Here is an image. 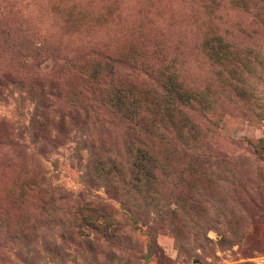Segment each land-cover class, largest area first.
<instances>
[{
  "label": "rangeland",
  "instance_id": "obj_1",
  "mask_svg": "<svg viewBox=\"0 0 264 264\" xmlns=\"http://www.w3.org/2000/svg\"><path fill=\"white\" fill-rule=\"evenodd\" d=\"M0 264H264V0H0Z\"/></svg>",
  "mask_w": 264,
  "mask_h": 264
},
{
  "label": "trees",
  "instance_id": "obj_2",
  "mask_svg": "<svg viewBox=\"0 0 264 264\" xmlns=\"http://www.w3.org/2000/svg\"><path fill=\"white\" fill-rule=\"evenodd\" d=\"M218 53L221 52V50L219 49L217 51ZM107 60H110L112 58H109V57H106ZM120 58H116L117 61H119ZM182 99V98H181ZM168 111L167 112H164L163 111V115L165 116V118L167 120H169L172 116L170 114V111L171 109L170 108H166ZM164 110V109H163ZM156 113H159L158 110L156 108H152V109H148L147 110V116H141L137 121L136 123L139 121V125L138 128H139V131L142 132L143 135L145 136H150V135H153V136H156L157 138H159L161 141L164 140V136L162 134H156L154 129L156 127L157 124H160L159 126H161V124L163 123L160 120H155L154 119V115ZM137 114L135 115V118H136ZM166 129V127H164ZM139 136H137L136 138H138ZM139 142H140V147L139 148H136V159H137V162L139 163L138 165V168H140L141 170H146V165H149L148 168L151 167L152 165V156L150 155V151H149V148L150 146H154L153 144L151 145H147L145 143L144 140H141L140 137L138 138ZM145 161V166H143L142 163L140 162H143ZM147 168V169H148Z\"/></svg>",
  "mask_w": 264,
  "mask_h": 264
}]
</instances>
